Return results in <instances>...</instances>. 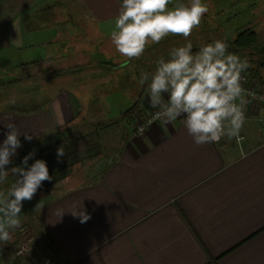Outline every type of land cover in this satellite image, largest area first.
Returning <instances> with one entry per match:
<instances>
[{
    "label": "crops",
    "instance_id": "0c3cea01",
    "mask_svg": "<svg viewBox=\"0 0 264 264\" xmlns=\"http://www.w3.org/2000/svg\"><path fill=\"white\" fill-rule=\"evenodd\" d=\"M49 1L0 23V143L14 123L33 139L13 162L34 152L29 165L44 159L52 176L23 202L21 226L0 241V264H264V105L249 99L240 145L225 136L197 146L183 117L139 134L136 116L154 110L141 74L193 41L169 35L128 60L110 36L122 0H80L96 34L94 48L79 52L78 35L51 34ZM245 25L258 32L253 20ZM139 99L138 112L126 114ZM82 209L85 223L72 215ZM29 237L34 260L16 255Z\"/></svg>",
    "mask_w": 264,
    "mask_h": 264
},
{
    "label": "clouds",
    "instance_id": "9594fccd",
    "mask_svg": "<svg viewBox=\"0 0 264 264\" xmlns=\"http://www.w3.org/2000/svg\"><path fill=\"white\" fill-rule=\"evenodd\" d=\"M208 10L204 0H122L111 41L120 55L137 59L150 43L159 44L169 35L190 37ZM228 47L224 40L216 39L193 52V45L188 42L172 48L167 58H158L153 72L142 73L139 83L148 82L149 104L156 109L152 120L167 125L183 117V125L197 146L218 143L225 136L240 145L245 106L251 102L246 97L264 101V95L243 87L242 73L250 64ZM4 128L7 131L0 143V183L7 179L6 166L13 163L22 147L21 136L29 142L33 139L27 133L22 135L12 122ZM34 154L29 152L20 165L12 167L16 180L6 192H0V241H9V230L21 226L23 202L31 201L43 183L52 180L44 159H35L29 165ZM241 155H245L242 148ZM56 157L62 161L61 148H57ZM72 215L79 217L81 223L91 218L84 209L73 211Z\"/></svg>",
    "mask_w": 264,
    "mask_h": 264
},
{
    "label": "rangeland",
    "instance_id": "374dc122",
    "mask_svg": "<svg viewBox=\"0 0 264 264\" xmlns=\"http://www.w3.org/2000/svg\"><path fill=\"white\" fill-rule=\"evenodd\" d=\"M31 2L33 0H0V23H6L7 25L14 18L11 16L12 13H17L26 8L27 4ZM184 2H187V0H184ZM204 3L208 5L209 10L204 14L199 27L205 29V32L199 30L198 27L187 39L178 36V40H190L194 43L192 45H203L216 39L233 37L234 33L237 34L238 30L245 29V24L253 20L261 42L264 41V0H204ZM39 6L42 7L41 2L37 5V7ZM48 7L52 10L51 30L53 31H51V34L53 36L60 35L62 40H68L67 37L71 36L70 38L73 39L74 36L78 35L80 43H77L76 46L79 52L82 50L89 51L94 48V42L91 38L96 34V25L90 22L89 14L81 4L76 0H50L44 6V9L46 10ZM260 49L261 47L259 46L254 51L258 52ZM163 55L165 58L168 57L166 52ZM259 57L261 56L259 55ZM75 65L76 63L71 61L66 63L65 67H74ZM56 72H58L57 69L49 75L56 74ZM40 75L42 76L43 74ZM10 170L12 169H7V171ZM15 180L16 177L13 179L12 184ZM4 186L8 189L9 183H4ZM15 239H18V235H16Z\"/></svg>",
    "mask_w": 264,
    "mask_h": 264
},
{
    "label": "trees",
    "instance_id": "16d2710c",
    "mask_svg": "<svg viewBox=\"0 0 264 264\" xmlns=\"http://www.w3.org/2000/svg\"><path fill=\"white\" fill-rule=\"evenodd\" d=\"M80 3V0H76ZM44 18L52 20V10L49 13L44 15ZM228 44V50L236 55H238L241 59H246L250 67L247 68L246 71L251 75L253 80L258 81L261 84H264V41L261 42L258 33L252 28H245L241 32H239L236 38L232 41L225 40ZM261 47L258 52L254 50L257 47ZM200 46L193 47V52L197 51ZM69 50H76L75 47H68ZM259 55L261 57H259ZM250 58V59H249ZM140 99L127 110L126 114H136L139 110ZM26 141L24 138L21 139V142Z\"/></svg>",
    "mask_w": 264,
    "mask_h": 264
},
{
    "label": "built area",
    "instance_id": "2783aa9c",
    "mask_svg": "<svg viewBox=\"0 0 264 264\" xmlns=\"http://www.w3.org/2000/svg\"><path fill=\"white\" fill-rule=\"evenodd\" d=\"M242 76L244 77V80L242 81L243 87L247 89L250 92L256 93L258 96L259 95H264V86H261L258 81L252 80L251 75L247 72H243ZM248 99L251 100L250 97H247ZM253 102H256L258 104L264 105V101L260 100H252ZM156 109L152 110L149 114H147L145 117H139L136 116L135 120V125L134 129L139 133V134H144L147 127L157 121H153L152 117L154 115V112ZM143 128L144 131L141 133L139 131L140 128ZM32 242V238L29 237L27 238V241H25L21 246H19L16 250V255L20 258H27L30 257L31 259H35L33 255L30 253V243Z\"/></svg>",
    "mask_w": 264,
    "mask_h": 264
},
{
    "label": "water",
    "instance_id": "95a60500",
    "mask_svg": "<svg viewBox=\"0 0 264 264\" xmlns=\"http://www.w3.org/2000/svg\"><path fill=\"white\" fill-rule=\"evenodd\" d=\"M22 161H23V159H20V160H18V161H16V162H13L12 164H10V165H8V166H6V167H7V169H9V168L13 167L14 165H16V164H18V163H20V162H22Z\"/></svg>",
    "mask_w": 264,
    "mask_h": 264
}]
</instances>
